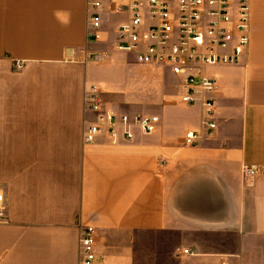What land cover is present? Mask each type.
<instances>
[{"label": "crops", "instance_id": "0c3cea01", "mask_svg": "<svg viewBox=\"0 0 264 264\" xmlns=\"http://www.w3.org/2000/svg\"><path fill=\"white\" fill-rule=\"evenodd\" d=\"M89 1L0 0V264H80L86 227L98 232L99 264H142L132 242L145 239L146 264H264V0H251L242 63L206 70L219 82L203 95L216 103L217 129L196 146L185 138L205 133L203 107L180 102L170 73L175 90L149 113V95L131 102L105 79L106 61H84L108 52L88 39ZM100 1L102 40L115 45L124 19L114 21V0ZM112 54L128 66L130 55ZM92 85L109 109L158 116L156 131L86 145ZM244 166L260 171L247 179Z\"/></svg>", "mask_w": 264, "mask_h": 264}, {"label": "built area", "instance_id": "2783aa9c", "mask_svg": "<svg viewBox=\"0 0 264 264\" xmlns=\"http://www.w3.org/2000/svg\"><path fill=\"white\" fill-rule=\"evenodd\" d=\"M90 20L88 39L102 42L103 24L100 0L88 3ZM110 12L124 16L116 34L115 51L130 55L135 62L153 71L170 73L181 90L180 102L203 107L202 131L187 133L185 144L198 145L205 136L212 137L217 129L215 104L203 98L218 90L216 78L206 75L208 68L239 65L245 59L250 44L251 0H122L112 1ZM106 52L86 55L84 61L103 63L109 59ZM17 70L22 64H15ZM86 112L93 119L84 123L83 141L94 145L105 139L112 145L132 142L138 130L152 135L159 117L129 116L105 106L103 92L97 85L86 90ZM242 174L251 179L258 174L255 166H244ZM6 197L0 188V222H6ZM95 228L81 232L80 264H99ZM191 251L185 250V254Z\"/></svg>", "mask_w": 264, "mask_h": 264}, {"label": "rangeland", "instance_id": "374dc122", "mask_svg": "<svg viewBox=\"0 0 264 264\" xmlns=\"http://www.w3.org/2000/svg\"><path fill=\"white\" fill-rule=\"evenodd\" d=\"M124 18L125 17L121 15H116L114 21L116 20V22H121ZM92 44L96 46L104 45L108 49L107 53H109L110 57L104 63L106 69L104 70L103 74L105 79L109 83L117 85L118 88L125 94V97L129 98L131 102L135 104L141 103V101H143L146 96L149 95V99L141 104V109L143 108L144 111L152 113L157 107L161 105V99H169L167 97L169 96L168 92H171L172 89L175 90V85H170V83L168 82V75L164 72L161 74V72L158 71H146L142 69V67L138 66V64L131 56L124 57L128 66L122 64L121 59H119L118 57H113L112 51L114 50L115 45L113 44L112 36L108 40H104L100 43L94 42ZM152 75H154L155 79L153 82ZM172 78L174 80L173 76ZM151 88H153V90L150 94L148 92H150ZM177 89L181 93L182 88L180 87V85L177 86ZM171 94L174 93L172 92ZM132 243L135 249L140 253V255L143 256V258L139 260L142 264H146V258L144 256L146 255V252L151 249V243L147 239L139 243Z\"/></svg>", "mask_w": 264, "mask_h": 264}]
</instances>
